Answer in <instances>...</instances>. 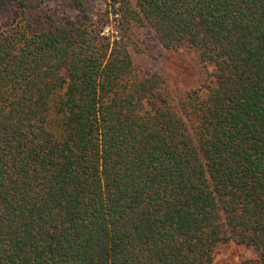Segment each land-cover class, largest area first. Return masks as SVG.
<instances>
[{
  "label": "trees",
  "instance_id": "16d2710c",
  "mask_svg": "<svg viewBox=\"0 0 264 264\" xmlns=\"http://www.w3.org/2000/svg\"><path fill=\"white\" fill-rule=\"evenodd\" d=\"M71 1L0 24V264H216L231 242L264 264V0ZM141 32L212 84L172 104L135 70Z\"/></svg>",
  "mask_w": 264,
  "mask_h": 264
},
{
  "label": "rangeland",
  "instance_id": "374dc122",
  "mask_svg": "<svg viewBox=\"0 0 264 264\" xmlns=\"http://www.w3.org/2000/svg\"><path fill=\"white\" fill-rule=\"evenodd\" d=\"M31 5H38V8L30 11L21 20L19 10L11 7L0 16L2 27H9L18 22H24L33 29H40L48 25L47 17L56 19L71 20L78 15L71 0H29ZM93 12H103L107 4L112 0H86ZM137 45L147 47L156 53L154 56L142 52H133L135 70L137 73L146 75L157 72L165 78V85L162 93L172 102L177 103L178 97L186 92L212 84L210 74L212 67H208L204 73L200 70L196 55L188 50L166 51L156 47L154 41L145 32L138 33ZM204 91V90H203ZM255 257V252L250 247L236 245L234 243L222 244L213 253V260L216 264H243Z\"/></svg>",
  "mask_w": 264,
  "mask_h": 264
}]
</instances>
